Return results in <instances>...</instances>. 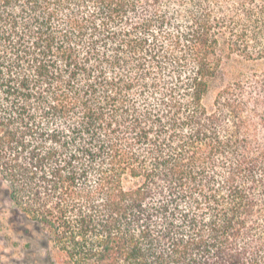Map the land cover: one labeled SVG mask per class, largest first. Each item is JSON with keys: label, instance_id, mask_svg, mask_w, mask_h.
<instances>
[{"label": "trees", "instance_id": "trees-1", "mask_svg": "<svg viewBox=\"0 0 264 264\" xmlns=\"http://www.w3.org/2000/svg\"><path fill=\"white\" fill-rule=\"evenodd\" d=\"M0 182L61 264H264V0H0Z\"/></svg>", "mask_w": 264, "mask_h": 264}, {"label": "rangeland", "instance_id": "rangeland-1", "mask_svg": "<svg viewBox=\"0 0 264 264\" xmlns=\"http://www.w3.org/2000/svg\"><path fill=\"white\" fill-rule=\"evenodd\" d=\"M46 233L9 198L0 182V264H61L47 256Z\"/></svg>", "mask_w": 264, "mask_h": 264}]
</instances>
